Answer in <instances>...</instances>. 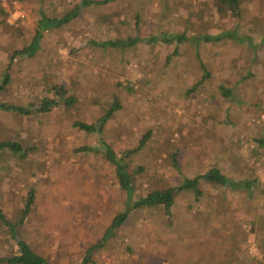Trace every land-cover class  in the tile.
I'll return each mask as SVG.
<instances>
[{
	"label": "rangeland",
	"instance_id": "obj_1",
	"mask_svg": "<svg viewBox=\"0 0 264 264\" xmlns=\"http://www.w3.org/2000/svg\"><path fill=\"white\" fill-rule=\"evenodd\" d=\"M239 1L238 18L219 12L214 0L93 4L68 23L44 30L33 56L11 58L30 42L41 13L61 16L79 0H0V76L5 70L10 76L0 101L38 104L53 96L52 84L63 85L77 100L74 108L59 104L48 113L0 110V141L22 137L30 146L23 159L0 151L3 217L16 220L29 190L34 192L15 236L51 264L78 263L101 240L123 209L125 194L102 153L77 151L98 137L71 121H94L115 101L120 107L105 124L104 141L120 154L146 136L130 154V170L141 167L134 174L135 196L177 181L173 153L185 175L216 166L235 179L256 181L251 197L234 190L222 208L203 184V202L179 194L170 217L160 208L136 210L93 250L87 264H217L222 249L217 240L231 243L236 231L247 238L238 241L236 251L246 253L245 264H264V146L246 154L252 141L264 136V0ZM18 7L27 18L19 16ZM229 29L246 39L201 37ZM182 31L189 39L176 45L145 40ZM134 37V44L121 47L93 44ZM200 61L210 78L196 86ZM219 84L231 89L230 97L221 94ZM213 191L217 199L226 196ZM208 212L216 215L210 229L203 224ZM14 248L13 235L0 221V256Z\"/></svg>",
	"mask_w": 264,
	"mask_h": 264
},
{
	"label": "trees",
	"instance_id": "obj_2",
	"mask_svg": "<svg viewBox=\"0 0 264 264\" xmlns=\"http://www.w3.org/2000/svg\"><path fill=\"white\" fill-rule=\"evenodd\" d=\"M112 0H79L71 9L67 12H64L61 16L57 17H50L41 13L37 22L36 27L34 30V34L30 40V42L24 46L20 50H16L11 58L15 54H25L26 56H33L35 52L39 48L40 40L42 38V32L46 29H51L54 27H59L65 23H68L70 20L74 19L80 12V10L84 7L90 5H99L105 4ZM217 6V10L219 12H230V14L234 17H240L241 14V6L239 0H214ZM0 11L1 8H0ZM205 41H219L222 38H234L235 40H245L246 37L243 35H239L235 29L226 30L222 33L216 35H208L205 34L201 36ZM189 39V36L182 31L181 33L176 34H168L166 32L158 35V34H151L145 40L148 43L151 42H166V43H174L179 44L183 41ZM138 40V38H127V39H109L99 42H93L94 45H98L101 47H121L124 46L125 43L134 44ZM199 57V56H198ZM197 59H200L198 58ZM10 58V59H11ZM199 67L201 68V76L198 80H196V86L200 85L204 80L210 78V73L207 70L205 64L200 61ZM10 76L9 73L5 70L0 76V90L4 88L6 84L9 83ZM194 82V83H195ZM193 84V83H192ZM190 84V85H192ZM193 89V88H191ZM217 89L221 92L222 95L226 97L231 96V89L225 88L223 84H219ZM67 88L63 85H56L52 84L49 86L48 92L53 95L51 97H43L38 104H28V105H17L8 103L6 101H0V110L4 111H12L16 112L21 115L32 114V113H48L53 108L58 107L59 104H63L66 107H73L75 106V102L77 101L74 96L67 93ZM55 95V97H54ZM120 107L115 101L112 102L101 114L97 116L94 121H81V120H72L71 125L76 127L77 129L90 134H96L98 137V141L94 142L92 145H82L77 147V151H84V152H97L102 153L104 158L109 162L114 169V174L117 179L118 187L124 192L125 197L123 200V209L119 211L111 220L108 227H106L103 236L99 242L94 245L89 246L86 251L85 255L83 256L80 262L75 264H87L92 262L91 255L93 250L97 247H101L105 238L109 236H113L115 231L122 226L125 221L127 220L129 214L135 212L136 210L142 211L147 208H160L163 210V215L170 217L172 214V207L176 203V197L182 193H191L192 199L194 202H203L204 199V192L203 184H206L205 187L208 190V196L214 197L217 207L222 208L224 203H230L232 195L230 194L232 191L243 192L245 196L251 197L252 188L255 184L256 178H233L225 173H223L218 167L210 166L205 170H200L199 172H195L192 175H185L180 173L179 165L176 159V154L172 155V165L176 168L178 172L179 178L174 184H169L162 187H157L154 189H149L145 194L135 196V185L136 181L134 178V174L141 169V167H136L130 170L131 167V159L130 154L135 152L136 150L140 149L145 142L146 136H144L138 145L135 147L125 150L124 152H116L112 146L104 141L102 137V132L105 127L107 121L112 117L113 113ZM253 146L249 148V151H246V154H258L260 149L264 146V136L261 138L254 139ZM30 149L29 143L25 141L24 138L20 137V139L15 138L12 140H2L0 141V151L6 150L11 155H14L20 159L26 157L28 151ZM219 190L225 192L226 196L222 199L215 198L216 193L213 190ZM34 200V192L32 189L29 190L27 197L24 199L23 208L20 209V215L16 220L9 221L7 218L3 217L0 213V221L2 224L6 225L9 229L11 235H13L15 239V248L12 254H8L5 256H0V264H51L48 259L36 252L31 244L26 241L24 238L19 236H15L17 233V226L21 223V220L25 218L24 216L28 215L30 206L32 205ZM192 203L189 205L191 206ZM26 214V215H25ZM224 213L220 212L217 215L222 216ZM207 216L204 218L203 224L208 229L213 227V220L216 219V215L206 214ZM246 220V219H245ZM248 221V220H246ZM254 220L252 219L251 222ZM241 230V226H238ZM239 231H236L231 243H226L224 240L219 241L221 244V251L218 255V259L214 260V263L217 264H225V261H230V264H245L247 259V255L245 252L242 251L241 254H237L236 251L237 243L240 239H244L245 241L247 238H241ZM260 240V239H259ZM225 243L224 246L222 243ZM262 245V242H259ZM259 245V246H260ZM249 264H258L256 261H252Z\"/></svg>",
	"mask_w": 264,
	"mask_h": 264
},
{
	"label": "built area",
	"instance_id": "obj_3",
	"mask_svg": "<svg viewBox=\"0 0 264 264\" xmlns=\"http://www.w3.org/2000/svg\"><path fill=\"white\" fill-rule=\"evenodd\" d=\"M18 10H19V16L21 18H27L28 17V12L26 13L24 9L20 10V7H18Z\"/></svg>",
	"mask_w": 264,
	"mask_h": 264
}]
</instances>
